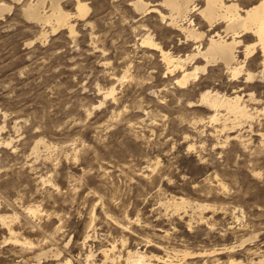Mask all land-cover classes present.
<instances>
[{
	"label": "rangeland",
	"instance_id": "1",
	"mask_svg": "<svg viewBox=\"0 0 264 264\" xmlns=\"http://www.w3.org/2000/svg\"><path fill=\"white\" fill-rule=\"evenodd\" d=\"M29 1L0 0L11 6L0 14V215L6 217V223L0 218V264H61L66 257L84 264L89 249L100 260L101 248L113 243L122 257L108 264H124L127 249L177 259L156 264H261L259 46L246 62L255 78L233 79L216 63L183 86L164 72L159 51L141 41L150 33L175 56L194 50L195 41L169 23L164 0H145L144 12L135 9V0H84V17L76 14L75 0H62L75 32L61 27L45 41L38 36L50 25L25 15ZM256 1L234 0L242 7ZM194 4L201 7L204 0ZM43 6L49 12L50 1ZM189 17L210 32L197 9ZM215 28L222 31L224 22ZM240 38L242 58L256 36ZM111 85L114 94L104 98ZM207 88L245 99L253 91L252 117L225 120L221 109V118L211 120L213 111L198 101ZM39 138L48 148L40 142L37 152ZM180 196L207 204L203 218L190 206L177 213L167 205ZM184 250L193 252L186 261ZM42 251L47 256L26 260Z\"/></svg>",
	"mask_w": 264,
	"mask_h": 264
},
{
	"label": "bare ground",
	"instance_id": "2",
	"mask_svg": "<svg viewBox=\"0 0 264 264\" xmlns=\"http://www.w3.org/2000/svg\"><path fill=\"white\" fill-rule=\"evenodd\" d=\"M49 1V12L46 10H42L45 0H31L26 3L25 8L23 7L24 13L28 18H30L31 20L35 19L39 21V23L41 22L42 25H50V30L45 29L44 26H42L38 37L45 41L49 36V32L55 33L61 27H66L70 34H74V23L71 21L72 13L63 9V6L61 4L62 0ZM75 1V8L77 9L76 14L80 17L86 16L89 11V5L87 4V2L84 0ZM163 2L164 5L169 8V15L167 17L169 23L182 31L186 37H189L195 41L196 45L194 50L187 53L185 56H175L169 49L163 48L162 45L159 44V42L154 40L150 33H147L145 36H143L141 41L150 49H155L157 52L159 51L161 59L165 64L166 70L164 69V72H167V74L170 75H174V77L171 76V78H175V82L177 84L184 86L188 83L190 78L196 79L200 71L205 72L208 69L209 65H213L216 63H222L224 66L223 70H225L226 74H228L227 76H230L233 79H238L240 75L244 74L246 80H251L258 75L257 73L246 67V62L257 45L261 49L262 54H264V0H257L255 3L251 4L248 7H242L237 2H234V0H204V5L198 8H196L194 0H164ZM4 5L2 3L0 5V14L4 8L8 9L11 7L10 5ZM133 5L139 12H144L149 9V2L145 0H135L133 1ZM154 9L158 10L161 15V19L166 18V14H164L160 9H158L157 7H155ZM193 9H197L202 17L206 20V22L208 23L207 30H210V32L199 29L195 26L193 20L189 17V14L193 11ZM185 19L188 20V23L184 24V22L182 23L181 20ZM219 21L224 22V28L222 29V31L215 28V24ZM248 32H252L256 36V41H254L253 43L245 44L244 48L242 49L243 57L239 58L237 56V51L239 45L242 42V39L240 37ZM204 39L205 42L203 41ZM199 57L203 58L202 63H197V59ZM259 73L261 77H264V67H262ZM125 76L126 73H124L123 77ZM114 91L115 87L111 85L104 92V98H107L108 95H113ZM253 95L254 92L251 91L248 93V98L245 99L243 97L244 95L236 91H234L232 94H227L221 93L218 90L214 91L213 89L207 88L201 91L198 101L200 102L199 104L202 103L213 111L210 117L211 120H218L221 118V109H224L226 111V114H228V116L225 117V120L228 119L229 116H233L234 120H238L252 117V112L249 108L248 100L255 99V96ZM40 142H43L44 145L47 146L46 148H48L46 140H44L43 138H39L35 142L33 150L38 149V144ZM43 143H41V145ZM167 205L172 206L174 211H176L177 213H180L181 211L179 210L186 206H190L193 209H198L199 218H203L202 212L205 208L208 207V205L205 203H194L183 196H180L178 198L172 197L171 200L167 201ZM28 209L33 213H36L39 210L38 207L31 206H29ZM0 218L3 223H6L5 216L0 215ZM9 230L12 231V228L10 226ZM115 247L116 245L113 243L110 247L101 248L100 252L102 253V258L100 260L96 259L94 251L92 249H89V251H87V253L85 254V257L83 258L84 264H108L109 262L115 263L116 260L122 257V254L120 252L116 254L114 250ZM224 248H228V246H225ZM59 249H56V252H54L57 257L60 255ZM208 253L206 252V254ZM44 254H46V251H42L35 256L27 255L26 260H40L42 255ZM192 254L193 252L184 250L182 252L183 256H181V259L186 261V257ZM45 256H47V254ZM168 257H170V255H168ZM176 260H174L173 258H164L155 254H148L143 250L140 251L139 249H127L124 256V264H156L154 263V261L166 263V261L177 262ZM260 263L264 264V257L260 259ZM61 264L76 263H74V261L70 257H66L65 260L61 262ZM189 264L197 263L190 262ZM215 264L219 263L217 262ZM226 264H235V259L228 260Z\"/></svg>",
	"mask_w": 264,
	"mask_h": 264
}]
</instances>
